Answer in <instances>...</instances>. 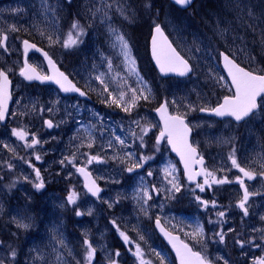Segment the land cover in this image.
I'll return each instance as SVG.
<instances>
[{
	"label": "rangeland",
	"instance_id": "obj_1",
	"mask_svg": "<svg viewBox=\"0 0 264 264\" xmlns=\"http://www.w3.org/2000/svg\"><path fill=\"white\" fill-rule=\"evenodd\" d=\"M54 1L48 0V3L54 6L58 5ZM149 1L143 0L142 3H149ZM83 2L84 0H73L71 10H64L63 6L59 5L61 10L57 12L59 23L56 27L61 33L67 32L74 18L79 19L81 24L87 27L88 19L81 14ZM131 5L135 9V3H131ZM136 7L144 12L147 10L141 3H139V7ZM14 9L19 11H13ZM50 19L49 16L48 20ZM115 22L127 34L131 55L135 57L139 75L152 89L150 99L140 100L131 113H126L115 106L109 107L103 103L98 82L89 80L90 75L93 74V63H99L98 51L102 50L105 54H112L108 48L103 28L99 26L87 28V34L83 37L82 44L71 49H64L59 44L49 45V42L37 32L36 26L52 31L42 14L41 0H7L0 3V31L8 33L7 50L0 48V68L5 69L13 78L14 86L13 103L7 123L0 126V177H3L0 180V204L3 205V212L0 213V241H3V246H0V256L5 255L8 247L11 246L17 251L15 264H34L36 253L30 250L37 248L46 254L45 259L48 264H54L52 237L55 236V233L53 227L58 226L68 249L71 250V255L65 252L66 264H75L76 261L82 260V242L85 232L97 250L92 264H109L110 259H115L117 264H138L133 255L135 244L126 245L123 242L111 224V221L115 219L120 229L126 231L133 240H138L133 227H136L144 235L146 243L138 242L145 250L146 259H150L153 264H160L159 259L151 251L154 250L164 257L163 264H175L171 255L163 249L151 230L152 220L159 216L168 227L181 233L192 242L196 249L202 251L213 264H224L225 260L228 264H254L256 258L264 257V247H260L262 254L259 256L248 254V252L243 253L240 246L235 243L237 219L243 215V212L236 207L239 184L213 185L214 189L220 192L217 199H214L217 202L215 208L211 203L207 208H204L195 199L192 200V190L185 182L182 172L177 168L176 160L164 147H157L153 142L159 128L153 110L154 105L160 100L171 101L174 98L180 104L179 111L181 113L187 111L185 104L196 106L197 110L191 111L187 115L190 126H195L193 127L192 142L206 158L207 168L216 170L218 177L227 175L229 180H234V177L241 173H238V170L234 168L228 170L230 161L227 160V155L231 150V145L222 143L221 140L233 138L232 143L237 149L238 161L242 166L259 173L262 169L258 163H255V160L257 154L264 153V109L259 110L254 117L241 126L231 122H217L200 116L198 114L199 107H213V104L221 100L222 95L229 92L227 87L221 86L223 82H216L217 76H224L217 57L221 49L219 43L203 36H194L190 39L181 31L172 28L171 37L174 39V44L194 64L196 72L186 79H163L157 73L151 74L152 71L146 59L142 60L144 52L140 32L138 33L140 37L138 44H135L136 41L127 30L131 29L130 23L119 18H115ZM12 26L18 28L19 31H11ZM224 28H228L224 37L226 42L232 46L233 50L231 51L241 50L236 53L237 61L251 70L262 69L264 58L257 57L249 44L250 42L247 43L244 38L237 36L229 27ZM131 33L136 39L135 34L132 31ZM29 37L40 40L45 48H50L55 59L63 64L75 81L91 94L92 103L81 101L78 98L65 99L56 90L40 89L24 82L20 76L23 56L22 42ZM253 40L256 41V38ZM196 47L200 48L199 52L188 51V48L195 49ZM140 49L142 55L138 54L141 59L136 53ZM250 57H254V61ZM30 60L35 67L45 72L44 63L38 56L31 55ZM119 63V60H114V64ZM139 68H142L146 74L142 75ZM100 70L103 71V69ZM148 74H151L150 82L147 80ZM128 83L132 87L139 86L136 83V76L129 77ZM154 84L158 90L153 88ZM114 87L115 85L110 84V90ZM182 99L184 103H181ZM33 105L36 106V111L32 110ZM77 105L78 107H75ZM40 107H43L45 111L41 113ZM49 107L53 108L51 113L46 110ZM169 108L173 113H176L174 106L170 104ZM13 112L27 114L13 116L11 114ZM94 113H99L103 119L104 128L107 129L103 135L99 131L100 120L94 116ZM46 119L53 120V130L49 131L45 128L43 121ZM133 121L152 125L144 137V147L139 146L138 139L133 143L134 138L131 136V131L139 132V128L132 123ZM81 125L89 128L95 135V143L92 148L87 147V133L81 128ZM91 125H96V129H91ZM18 127H24L30 133H36L42 144L36 146L34 150L25 148L24 142L19 141L11 134V130ZM113 130L117 135L126 139L128 147L121 150V146L115 144L114 137L111 136ZM109 139L113 140L114 148L107 147ZM44 141L47 143H43ZM5 144L13 147L15 153L5 148ZM77 148H79L78 166L84 164L86 155H99L102 158L99 162L94 161L87 165V169L105 188V193L100 199L90 197L83 190L82 182L75 168L59 163L61 159L71 156L73 152L77 151ZM127 151H132L137 156L141 154L151 156L152 159L147 161L143 168L129 173L126 168L131 166L130 162L122 163L119 159L112 158L117 154L123 156ZM34 152L39 153L42 159L37 161ZM19 157L31 160L35 167L40 169L41 175L45 179L44 189L36 191L30 183L20 181L15 188L8 190L6 186L15 177L21 174L34 176L32 168ZM249 161L252 163L249 164ZM6 163H12L14 168L8 169ZM260 163H264V160ZM170 164L175 166V175L179 177L185 187L181 192L175 194V199L171 200L164 198L163 191L158 198L153 194V199L148 202L152 207H150L148 215L145 216L139 211L137 190L142 184L149 189H151V185H156L157 188L168 187L164 169ZM221 168H224V171H218ZM149 170L152 171V176L147 175ZM69 173L72 174L69 175ZM245 183L249 192L260 193L249 198V215L246 217H256L258 223L255 229H261L264 225V221L260 219L261 216H264V177L257 175L254 181L245 179ZM73 189L79 194L77 203L75 205L65 204V207L61 208L60 205L65 203V198ZM226 189H229V196L224 193ZM195 192L201 197L198 189ZM117 197H119V202L109 208L108 203L116 201ZM161 204H163L162 208ZM89 209L92 210L91 215L87 214ZM77 210L85 214L77 216L75 214ZM220 211H225V217L222 219L217 217V213ZM13 217L17 219L31 217V220L26 219L25 222H29L33 226L28 230L18 229L12 222ZM210 220L214 223H209ZM197 225H201L204 229L206 245L198 243L197 240L192 239L191 235H185L195 231ZM221 228L226 233L223 243L218 241V237L212 239L213 234L219 232ZM228 229L235 231L229 232ZM229 234H233L231 239L227 238ZM232 246L233 250L230 249ZM129 248L133 251H129ZM116 251L120 253L118 257L114 255ZM5 264H8V260L5 261ZM35 264H44V262L36 261Z\"/></svg>",
	"mask_w": 264,
	"mask_h": 264
},
{
	"label": "snow or ice",
	"instance_id": "obj_2",
	"mask_svg": "<svg viewBox=\"0 0 264 264\" xmlns=\"http://www.w3.org/2000/svg\"><path fill=\"white\" fill-rule=\"evenodd\" d=\"M176 5L181 7L190 6L192 0H173ZM68 5H71L72 0H66ZM261 3H264V0H261ZM144 7L146 9L151 8L150 3H145ZM226 8L236 12V19L243 20L244 16H247V20H244L245 26L250 29L253 33L257 32L258 26L264 24V9L261 10L259 14L254 11L255 5H253L252 0H228V3L225 5ZM41 9L42 14L45 17V21L48 23L52 31L46 29H41L39 26H36L37 32L40 36L44 37L49 45L59 44L64 49H71L78 47L83 43V37L87 34V28L92 27H101L104 30V33L107 37L108 48L111 51V55L105 54L102 50L98 51L99 63H93L92 72L89 80L91 82H98L100 94L103 96V103L109 107L115 106L121 108L126 113H131L135 107H137L140 100L147 101L152 95V89L147 85V82L143 80L139 75V71L136 66L135 57L131 55V46L129 44L127 34L121 30V26L115 22V18H119L122 21H127L129 23L134 22L136 18V10L128 2V0H84L82 4V15L88 19L87 27L84 24H81L79 19H73L67 32L61 33L60 30L56 27L59 23V17L57 12L60 9L59 5H51L48 3V0H41ZM13 11H19L14 9ZM51 17L48 20V17ZM230 23V22H228ZM217 33L224 37L225 33L228 31V28L220 27L219 19L216 20ZM11 31H19L15 26L11 27ZM261 43L264 44V28H259ZM8 40L7 31H0V48L7 50L6 41ZM25 56L28 53L29 49H35L36 51L43 52L45 59L48 61L49 67L53 70V75H41L37 68L28 63L27 59L24 61L23 67L20 68V75L28 81L39 80L43 81H54L59 85L60 89L67 92H76L80 96H86L87 93L81 91L80 88L76 87L74 83L69 79L67 75L63 72H60L56 67L55 62L48 55L47 52L43 51L41 48H37L36 44L31 43L29 40L23 41ZM199 52L200 48L196 47L188 48L189 52L192 51ZM241 51L237 49L233 51H221L218 52L217 56L223 63V69L227 72L228 80L224 76H217L216 82L220 83L222 87H227L230 91V95L223 96L222 100L217 103L215 107H199L200 112H210L217 117H230L233 118L235 122H246L255 116L257 111L264 109V69L251 70L248 67H242L241 64L237 63L236 53ZM151 55L155 60L156 65L159 67V71L163 74L176 73L179 76L183 77L190 74L193 71L192 65L189 63V60L181 55L177 48L173 46V42L169 40L168 36L165 35L164 28L160 23L153 22L152 30V39H151ZM254 61V57H250ZM114 60H119V64H114ZM100 69H103L101 71ZM211 71V70H210ZM136 76V83L138 87H132L129 83V77ZM10 80L8 79V72L0 68V121H4L6 116L9 114L8 102L11 99V93L9 91ZM110 84L115 85V87L110 90ZM130 93V95H129ZM181 103H184L183 99ZM172 105L176 108V113L169 112V105ZM75 107H78L75 106ZM187 111L181 113L179 111L180 104L177 103V100L174 98L169 101L164 100L160 106L155 110L160 114V119L163 121V127L159 132V135L156 137V143L159 144L162 140H167V143L172 146V149L177 152L180 156V160L184 166V176L187 178V181L195 184V188L192 189V193L195 201H197L202 207L207 208L211 203L212 207L217 206L216 200L207 201L203 200L199 195L195 194V190L198 189L200 192H204L206 186L211 188L213 185H224L229 183H237L240 188L243 190L242 197L237 201L236 207H238L242 212L243 216L249 215L248 201L251 196L259 195L260 193L249 192L248 186L245 184V179L251 181L259 175L264 177V163L260 161L264 160V153L257 154V159L255 163L260 165L262 169L259 173L253 170H249L241 165L238 161L236 152L237 149L235 144L232 143L233 138L222 139V143H227L231 145V150L227 155V160L230 161L229 171L231 169H238L239 173L242 175H236L234 180H229L227 175L223 177L217 176L216 170H210L205 167L204 156L198 152L197 146L190 141V135L193 132V127L187 122V115L191 111H196V106L192 104H185ZM33 111H36L37 108L33 105ZM49 113L53 111L52 107L46 109ZM39 111L42 113L45 111L43 107L39 108ZM13 116L16 115H26L27 113H11ZM94 116L100 120L99 131L101 135L107 129L104 128L103 119L100 117L99 113H94ZM44 125L48 128L54 127L53 120L47 119L43 121ZM132 123L136 124L139 128V132L131 131V136L135 140L138 139L140 142V147L145 146L144 137L150 131L152 125L145 123L141 124L139 121H133ZM91 129H96V125H91ZM122 127V126H121ZM81 128L87 133V147L92 148L95 143V135L93 131L89 128L81 125ZM79 131V130H78ZM12 136H15L19 141H23V146L29 149H35L36 146L41 145L42 141L36 135V133H30L24 127L13 128L11 130ZM111 136L114 137L115 144L121 146V150L128 147L126 144V139L122 138L120 135H117L113 130ZM29 137H31L29 139ZM43 143H47L44 141ZM5 148H8L10 152L15 153V149L10 145L5 144ZM108 148H114V142L112 139L107 141ZM79 154V148L77 151L73 152L71 156H66L59 161L61 165H71L75 168L76 172L83 175L85 184L84 187L87 189V192L92 196L99 198V194L102 189L96 182V179L92 177L91 172L88 171L87 165L92 164L94 161H101L99 155H86L85 162L82 166L77 165V157ZM35 159L37 161L41 160L42 157L39 153H35ZM83 155V154H80ZM113 159H119L122 163H131L130 167L126 168V171L129 173L134 172L136 169L143 168L147 161L152 159L151 156H145L143 154L137 156L132 151H127L123 156L114 155ZM19 159L24 160L23 157ZM24 163L28 164L34 172V176L23 175L15 177L6 187L10 191L15 188L17 183L24 181L30 183L36 191H40L45 188V179L41 175L39 168L31 162V160H24ZM252 161H249L251 164ZM8 169H13L14 165L12 163H6ZM218 171H224V168L219 169ZM165 179L167 180L168 187L166 188H157L156 185H152L151 189L149 187L141 185L137 190L138 203L140 204L139 211L142 212L145 216L148 215L151 205L149 201L153 199V194L160 196L161 192L164 193V198L166 200L175 199V194L181 192L182 188L185 187L177 175H175L176 169L174 165H168L164 169ZM72 173H69L71 175ZM148 176H152L153 173L151 170L147 172ZM170 177V179H169ZM202 177L203 182H198L197 178ZM3 177H0L2 180ZM79 198V194L75 189L71 190L67 197L65 198V203L60 205L61 208L65 207V204L75 205ZM30 199V198H29ZM108 203L107 201H105ZM119 202V197L116 201L108 203L109 208L113 207L114 203ZM163 207V204L160 205ZM3 212V205L0 204V213ZM77 216H82L85 213L77 210L75 213ZM88 215L92 214V210H88ZM218 219L225 217V211H220L217 213ZM31 220V217H21L17 219L13 217L12 222L15 223L18 229L28 230L33 225L25 220ZM261 221H264V216H261ZM209 223H214L209 221ZM111 224L115 227L119 236L122 238L123 242L127 244H135V250L133 255L136 257L138 264H153L150 259H146L145 250L142 248L141 243L138 241H145L143 234L139 232L136 227H133V231L137 233L138 240H133L126 231L120 229V226L117 224L116 220L113 219ZM155 224L160 228L161 232L164 233L166 237L169 238L172 243V247L176 250V256L179 259V264H212V261L202 253V251H194L188 243L180 240L178 236H173L171 233L165 231L161 226V219L159 216L156 217ZM229 232H234V229H228ZM253 232H259V239L261 243H257V237L251 236L249 239L245 240L237 237L235 243L240 246L241 250L248 245L250 247L260 248L264 247V229H252ZM53 232L55 236L52 237V254L55 257L54 264H66L64 256L65 252L68 255H71V250L68 249L65 240L62 237V234L59 231L58 226L53 227ZM15 235V233H13ZM192 239L197 240L198 243L206 245L204 229L201 225H197L195 231L191 234ZM226 233L221 230L213 234L212 239L218 237V241L223 243L225 241ZM178 241V243H177ZM0 246H3V241H0ZM83 246V257L82 260H78L75 264H92L93 258L96 254V248L93 246L92 241L89 239L87 232L84 233V239L82 242ZM30 251L36 253L34 257V264L36 261H43L44 264H48L45 259L44 253L39 249L34 248ZM129 251H133L129 248ZM153 255L156 256L160 264H163L164 257L159 253L151 250ZM115 256H119V251H116ZM17 256V251L11 246L6 250V254L0 256V264H5V261L8 260V264H15V258ZM221 259H223L221 257ZM109 264H117L115 259H110ZM224 264H228L225 260ZM254 264H264V257H259L254 260Z\"/></svg>",
	"mask_w": 264,
	"mask_h": 264
},
{
	"label": "trees",
	"instance_id": "obj_3",
	"mask_svg": "<svg viewBox=\"0 0 264 264\" xmlns=\"http://www.w3.org/2000/svg\"><path fill=\"white\" fill-rule=\"evenodd\" d=\"M128 2L130 4L135 3L136 18L134 22L129 24L131 29L129 28L127 30L136 41L135 44L138 42V39H140L138 36V33L140 32L144 52L142 60L146 59L148 66L151 68V74L153 75L154 73L156 74V71L153 68L148 55V39L154 21L162 23L170 36H172V28H176L190 39L194 36L208 37L212 41L219 43L221 49L228 52L233 50L232 46L226 42L225 37H221L216 31V20L219 19L220 27H229L232 29L237 36L244 38L247 43L250 42V46L253 48L259 59L264 58V47L261 43V36L259 32V28H264V24L259 25L257 32L253 33L244 24V20H247V16H244L243 20H237L236 12L225 7L228 0H197L194 6L187 11L179 10L167 0H150L149 3L151 4V8H148L145 12L141 9L143 13L136 7H139V3L144 5V3H142L143 0H128ZM252 3L255 5L254 11L257 14L264 9V3H261V0H252ZM131 31L135 34L136 39L132 35ZM254 38H256V41L253 40ZM39 44L44 46L41 42ZM136 53L140 58L138 53L142 55V50H137ZM262 67V69H264V63ZM139 70L142 75L146 74L142 68H139ZM151 74H148L147 76V80H149V82L151 81ZM153 88L158 90V87L155 84L153 85ZM168 254L170 253L168 252Z\"/></svg>",
	"mask_w": 264,
	"mask_h": 264
},
{
	"label": "water",
	"instance_id": "obj_4",
	"mask_svg": "<svg viewBox=\"0 0 264 264\" xmlns=\"http://www.w3.org/2000/svg\"><path fill=\"white\" fill-rule=\"evenodd\" d=\"M1 1V0H0ZM169 1H171L174 5H176L174 2H173V0H169ZM195 2V0H192V3H191V5L193 4ZM190 5V6H191ZM176 6H178L179 8H181V9H183V10H185V9H188L190 6H187V7H181V6H179V5H176ZM152 30H153V28H152ZM165 35H167L166 34V32H165ZM169 38V37H168ZM151 39H152V32H151V37H150V40H149V54H150V58H151V61H152V63H153V65H154V67H155V69L157 70V72H158V74L161 76V77H163V78H166V77H178V78H185V77H188L189 75H191L192 74V72L190 73V74H188V75H186V76H183V77H181V76H179L178 74H176V73H168V74H163V73H161L160 71H159V67L156 65V63H155V60L153 59V57H152V55H151ZM170 40V39H169ZM37 46V45H36ZM174 46V45H173ZM175 47V46H174ZM37 48H40L39 46H37ZM23 49H24V46H23ZM44 51V50H43ZM178 51V50H177ZM46 52V51H45ZM30 53H37V54H39L42 58H43V60H44V62H45V64H46V66H47V69H48V75H53L54 73H53V70L49 67V65H48V61L45 59V57H44V55H43V52H39V51H36L35 49H29L28 50V53H27V55L25 56V52H24V59H23V65H24V61H25V59H27L28 58V56H29V54ZM49 55V54H48ZM53 60V59H52ZM54 61V60H53ZM29 63V62H28ZM220 63H221V66H222V69H223V63H222V61L220 60ZM30 64V63H29ZM56 64V63H55ZM56 67L59 69V71L60 72H63V71H61L60 70V68H59V66L56 64ZM38 71V70H37ZM223 71H224V73L226 74V76H227V72L223 69ZM39 72V71H38ZM40 73V72H39ZM64 73V72H63ZM228 78V77H227ZM8 79L10 80V78H9V76H8ZM229 79V78H228ZM26 80V79H25ZM27 82H29V83H33V82H37V83H39V84H41V85H53V86H55L56 88H58V90L60 91V93L62 94V95H76V94H78L79 95V93H76V92H67V93H65V92H63L61 89H60V87H59V85H57L54 81H43V82H41V81H39V80H33V81H28V80H26ZM10 82H11V80H10ZM73 83V82H72ZM77 87V86H76ZM12 82L10 83V85H9V91H10V93H11V99L9 100V102H8V108H9V110H10V105H11V103H12ZM82 91V90H81ZM80 96V95H79ZM81 98H85V99H88V96L86 95V96H80ZM200 114H202V115H206V116H210V117H216L217 119H219V120H223V119H225V118H230V117H217V116H215L214 114H212V113H210V112H199ZM155 114H156V116H157V118L159 119V121H160V124H161V127H163V121L160 119V114L159 113H157L156 111H155ZM8 116V115H7ZM7 116H6V118H5V120L4 121H0V123L3 125V124H5V122H6V119H7ZM230 119H232L233 121H234V119L233 118H230ZM235 122V121H234ZM243 122V121H242ZM235 123H241V122H235ZM47 127V126H46ZM48 128V127H47ZM48 129H51V128H48ZM191 137H192V134L190 135V141H191ZM162 142V141H161ZM169 145V147H170V150H171V152L177 157V159L179 160V162H180V164H181V166H182V168H183V171H184V166H183V163L181 162V160H180V156H179V154L177 153V152H175L173 149H172V146L170 145V144H168ZM204 160H205V158H204ZM205 162H206V160H205ZM80 174V173H79ZM80 177H81V179L83 180V183L85 184V180H84V177H83V175H81L80 174ZM93 177V176H92ZM185 177V176H184ZM94 178V177H93ZM199 178L200 177H198L197 178V181L199 180ZM185 179L187 180V178L185 177ZM189 184H194V183H192V182H189V181H187ZM100 187V186H99ZM85 188V187H84ZM101 188V187H100ZM86 189V188H85ZM87 190V189H86ZM102 193V191L100 192V194ZM99 194V195H100ZM161 226L165 229V227L161 224ZM155 228H156V230H157V232H158V234L162 237V239L165 241V243L169 246V248H170V250H171V252L174 254V257H175V259H176V263L177 264H179V259L177 258V256H176V250L172 247V243L170 242V240H169V238L168 237H166L165 235H164V233L163 232H161V230H160V228L159 227H157L156 226V224H155ZM165 231H167V232H169L167 229H165ZM169 233H171V232H169ZM173 236H178L179 237V239L180 240H182L181 239V237H180V235H178V234H173V233H171ZM183 241V240H182ZM177 243H178V241H177ZM191 247V246H190Z\"/></svg>",
	"mask_w": 264,
	"mask_h": 264
},
{
	"label": "flooded vegetation",
	"instance_id": "obj_5",
	"mask_svg": "<svg viewBox=\"0 0 264 264\" xmlns=\"http://www.w3.org/2000/svg\"><path fill=\"white\" fill-rule=\"evenodd\" d=\"M46 89H49V88H46ZM52 89V88H50ZM54 90V89H53ZM66 99H74V98H66ZM93 101V99H92ZM91 101V102H92ZM159 131V130H158ZM157 131V132H158ZM153 137V136H152ZM151 137V138H152ZM153 142L155 143V138H153ZM156 144V143H155ZM157 145V144H156ZM155 145V146H156ZM162 145H165V144H160L159 146H162ZM166 150H167V147L166 146H163ZM148 150V148H147ZM168 151V150H167ZM238 170V169H237ZM239 173V171H237ZM242 175V174H241ZM247 180V179H246ZM255 179L251 180V181H254ZM249 181V180H248ZM199 182H203V181H199ZM246 184V183H245ZM193 189L195 188V185L192 186ZM197 190V189H196ZM195 190V191H196ZM200 192V191H199ZM206 192H207V195H206ZM196 193V192H195ZM201 193V198L203 200H207V201H211V200H214V199H217V196L220 195V192L217 191L216 189H214V187L212 186L211 188H208L206 186V189L204 192H200ZM224 193L225 195L229 196L230 192H229V189H226L224 190ZM223 193V194H224ZM228 193V194H227ZM238 193L239 195L237 196V200H239L241 197H242V193H243V190L240 188L239 186V189H238ZM197 194V193H196ZM198 195V194H197ZM258 223V220H256V217H244L243 215L242 216H239L238 219H237V233H236V238L239 237V238H242V239H249L251 236H256L257 237V243H261L260 239H259V236H260V233L257 231V232H253L252 229L255 228L256 224ZM261 229H264V225H262V228ZM231 239V238H230ZM217 242V241H216ZM225 242V241H224ZM229 247V246H228ZM241 249V248H240ZM243 253L245 252H248V254H256V255H259V254H262V251L260 250V248H255V247H250L248 245H245V247L243 248L242 250ZM260 256V255H259Z\"/></svg>",
	"mask_w": 264,
	"mask_h": 264
}]
</instances>
